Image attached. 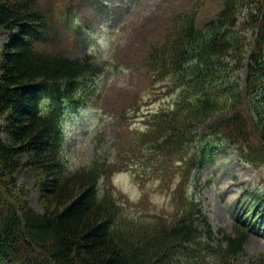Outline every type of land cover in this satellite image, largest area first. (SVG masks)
Here are the masks:
<instances>
[{"label":"trees","instance_id":"16d2710c","mask_svg":"<svg viewBox=\"0 0 264 264\" xmlns=\"http://www.w3.org/2000/svg\"><path fill=\"white\" fill-rule=\"evenodd\" d=\"M37 3L0 0V30L11 32L0 52V264H199L210 258L230 264L252 233H264V195L245 199L236 234L217 241L200 200L183 199L170 224L131 218L101 188L112 168L104 159L69 170L62 159L63 118L95 100L96 90L85 82L103 67L91 56L79 60L45 48L51 24ZM243 11L249 19L241 23ZM145 60L155 80H167L175 102L146 116L144 151L181 161L183 182L223 144L242 161L264 166V0H224L205 23L194 13L180 15ZM238 70L245 72L241 84ZM22 169L42 178L43 213L19 185Z\"/></svg>","mask_w":264,"mask_h":264},{"label":"rangeland","instance_id":"374dc122","mask_svg":"<svg viewBox=\"0 0 264 264\" xmlns=\"http://www.w3.org/2000/svg\"><path fill=\"white\" fill-rule=\"evenodd\" d=\"M37 1L51 24L44 47L79 60L92 56L94 64L103 67L102 74L85 82V87L96 90L95 100L69 110L63 118L62 159L69 170L89 169L104 159L112 168L102 175V185L111 191L123 214L147 221L158 217L170 224L177 219L182 200L192 197L202 201L217 241L234 236L238 201L247 190L264 191V167L242 161L234 147L223 144L209 165L194 173L193 181L183 182L181 161L143 150L148 129L145 115L175 102V94L166 88L167 80L158 81L149 74L148 52L164 39L177 17L194 13L205 23L218 15L224 0ZM248 19L243 11L240 22ZM10 34L0 30V52ZM244 35L253 39L250 30ZM236 75L241 84L244 70ZM205 129L201 127L200 133ZM17 177L27 189L31 206L43 213L42 178L28 169L20 170ZM261 257L264 236L254 234L230 264H255Z\"/></svg>","mask_w":264,"mask_h":264}]
</instances>
